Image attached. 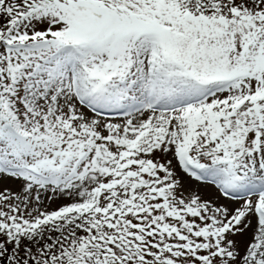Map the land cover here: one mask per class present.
Listing matches in <instances>:
<instances>
[{"label": "snow or ice", "instance_id": "1", "mask_svg": "<svg viewBox=\"0 0 264 264\" xmlns=\"http://www.w3.org/2000/svg\"><path fill=\"white\" fill-rule=\"evenodd\" d=\"M0 264H264V0H0Z\"/></svg>", "mask_w": 264, "mask_h": 264}, {"label": "rangeland", "instance_id": "2", "mask_svg": "<svg viewBox=\"0 0 264 264\" xmlns=\"http://www.w3.org/2000/svg\"><path fill=\"white\" fill-rule=\"evenodd\" d=\"M53 207H55V205H53Z\"/></svg>", "mask_w": 264, "mask_h": 264}]
</instances>
